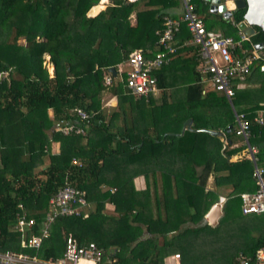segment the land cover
Segmentation results:
<instances>
[{"label":"trees","instance_id":"1","mask_svg":"<svg viewBox=\"0 0 264 264\" xmlns=\"http://www.w3.org/2000/svg\"><path fill=\"white\" fill-rule=\"evenodd\" d=\"M98 1L0 0V252L53 260L71 236L78 244L94 243L112 264H165L172 254H178L179 264H207L214 254L206 252L209 243L200 234L211 229L204 216L221 196L214 228L227 222L246 235L223 262L237 264L239 255L250 256L262 244L264 215L241 213L240 194L258 188L254 166L242 155V141H234L240 137L223 96L221 101L211 90L201 94L197 50L178 49L154 72L161 90L156 100L127 95L121 83L103 84L107 69L131 51L140 49L148 57L159 50L154 33L164 16L173 17L169 10L178 0H111L87 17ZM191 3L207 32L218 27L221 34L234 35L244 14L236 10L231 21H218L217 15L207 22L208 0ZM176 38H188L183 26ZM263 42L264 33L254 28L245 47ZM259 53L261 64L264 48ZM246 83L235 91L239 111L232 104L250 121L247 142L256 149L264 184V126L251 122L264 109V71L253 68ZM106 90L117 99L110 116L101 110ZM75 109L90 116L84 135L63 136L55 128L76 122ZM188 119L190 129L180 135ZM51 143L57 152H51ZM138 176L150 179L151 194L134 190ZM64 185L85 192L92 206L87 217H58L39 249L21 248L14 230L18 204L34 220L25 237L36 235L49 198ZM106 203L117 216L103 214Z\"/></svg>","mask_w":264,"mask_h":264},{"label":"built area","instance_id":"2","mask_svg":"<svg viewBox=\"0 0 264 264\" xmlns=\"http://www.w3.org/2000/svg\"><path fill=\"white\" fill-rule=\"evenodd\" d=\"M104 7L111 5V0H106ZM134 2L136 0H125ZM181 12L177 17L164 16L161 29L154 33L155 45L159 50L153 55L145 57L140 49L131 51L126 59L116 66L114 76L107 71L103 76V84L110 87L121 83L125 94L134 98H147L155 96L160 89L156 86L154 72L162 66L167 65L178 49H196L197 59L195 71L198 76V84L203 88L201 94L208 90L219 93L229 104L234 119L233 131L239 136L245 148L243 154H247L254 166V177L257 190L252 193L240 194V209L243 215H264V184L261 180L262 170L256 168V149L251 147L247 139L250 135V121L241 113H237L232 104L235 91L246 87V80L253 68L259 72L264 71V63L259 64L261 54L259 50L245 47L249 37L237 29L234 35L207 32L203 19L195 13L191 0H179ZM209 6V1H208ZM220 16V15H219ZM221 17V16H220ZM222 19L224 21H231ZM184 27L188 38L177 40L181 27ZM251 37V36H250ZM123 68H127L126 71ZM118 79L115 83L114 79ZM76 122L65 125H57L55 130L63 136L84 135L83 126L88 123L89 114L81 109L73 110ZM251 122L257 126H264V109H260L252 117ZM224 143V140H221ZM72 163H76L74 160ZM223 197H218L217 203L222 207ZM19 212L16 214L14 230L20 235L19 245L21 248L37 250L42 241L49 234V226L58 217H82L86 218L90 206L86 201L85 192L69 185L59 188L48 200L47 210L44 214L42 226L36 235L25 237L26 232L34 225L32 218H27L26 212L18 204ZM87 262L90 264H112L107 258H103L102 251L94 243L78 244L71 236L63 239V250L60 257L56 259L43 260L36 255L22 252L3 251L0 252V264H79ZM169 264H179L178 254L171 255ZM237 264H264V240L250 256L239 255Z\"/></svg>","mask_w":264,"mask_h":264},{"label":"water","instance_id":"3","mask_svg":"<svg viewBox=\"0 0 264 264\" xmlns=\"http://www.w3.org/2000/svg\"><path fill=\"white\" fill-rule=\"evenodd\" d=\"M208 13L212 15H220L222 19L232 17L234 11L244 10L242 21L237 25V29L241 30L245 36H252L254 28L264 33V0H208ZM264 48L263 43L254 45V49L261 50ZM111 76H114V69L108 68ZM191 121L188 119L184 122L180 135L184 129H190ZM212 135H220L219 133L210 132ZM221 217V206L219 203H214L206 212L204 219L209 226H215L218 219Z\"/></svg>","mask_w":264,"mask_h":264},{"label":"rangeland","instance_id":"4","mask_svg":"<svg viewBox=\"0 0 264 264\" xmlns=\"http://www.w3.org/2000/svg\"><path fill=\"white\" fill-rule=\"evenodd\" d=\"M100 2V1H99ZM102 3V2H101ZM99 7V6H98ZM100 9L96 8L91 10L88 14L96 15L99 12ZM102 10V9H101ZM214 20V16L209 14V17L207 19V22H210L211 20ZM132 20V19H131ZM226 22V21H225ZM219 29V28H217ZM220 30V29H219ZM18 43L23 44L22 40H19ZM264 54V53H263ZM44 65L47 68L48 73H50L51 65L48 63V57L44 58ZM124 71L127 70V68H123ZM118 79L116 78L114 81L116 82ZM180 94H178L179 96ZM215 96L222 101V95L219 93H215ZM226 101V100H225ZM232 101L234 105L236 106V110L239 111L238 105L236 104V100L232 98ZM227 104V103H226ZM228 108L229 104H227ZM229 121L231 122L232 126L234 127V119L232 122V118L229 115ZM234 138V137H233ZM235 142L241 143V138H234ZM47 161H45L46 163ZM260 167V164L257 165ZM40 170V168L35 169V171ZM217 224V223H216ZM211 229L208 231H203L200 235L201 238H204V240L209 243L208 246L205 248L206 252L208 254H214L211 255L210 258H207V264H224L223 262L225 259L233 254V251H235L239 246L242 244V238L246 235L239 232L234 228L233 225L229 223H223L214 228V226H210ZM200 235L198 238H200ZM195 247V246H193ZM200 246H197L196 252L199 251Z\"/></svg>","mask_w":264,"mask_h":264},{"label":"crops","instance_id":"5","mask_svg":"<svg viewBox=\"0 0 264 264\" xmlns=\"http://www.w3.org/2000/svg\"><path fill=\"white\" fill-rule=\"evenodd\" d=\"M100 1V0H99ZM98 1V2H99ZM103 2V1H102ZM98 4V3H97ZM101 4V3H100ZM100 4L98 5V6H100ZM101 5H103V4H101ZM96 6V5H95ZM94 7V6H93ZM97 7V6H96ZM96 7H94L93 9H96ZM92 8V7H91ZM92 9V10H93ZM105 9V7L102 9V10H104ZM101 9L99 10V12L100 11H102ZM91 12V11H90ZM98 12V13H99ZM180 12H181V8H180V1L178 0V6L176 7V8H173V9H170L169 10V14L170 15H172L173 17H177V16H179V14H180ZM97 13V14H98ZM96 14V15H97ZM210 14V13H209ZM210 15H212V14H210ZM86 16L87 17H94L95 15H92L91 16V14H86ZM213 16H217V14H215V15H213ZM132 19V20H131ZM216 19L218 20V21H220L219 19H221L222 20V18L220 17V18H217L216 17ZM130 23H131V25H133L134 24V17H133V15L130 17ZM218 27H216V29H214L213 30V32H215V33H221V31L219 30V29H217ZM181 49H183V48H181ZM171 61V60H170ZM51 72H52V67H51V70H50V73L49 74H51ZM115 80V79H114ZM114 83H115V81H113ZM248 86H246L245 88H247ZM250 87V86H249ZM160 92H161V90H159V92L155 95V96H152V98L153 99H157L159 96H160ZM165 92L167 93V94H169L170 93V91L169 90H165ZM171 95H173V94H171ZM116 104H117V99H116V97H115V95H112L108 90H106L104 93H103V96H102V99H101V110L102 111H104L108 116H110V114L112 113V111L114 110V108H116ZM51 115V113H50V111H48V116H50ZM116 124L117 125H119V121L118 122H116ZM50 149H51V152L52 153H55V152H57V150H58V146H57V144H55V143H51V145H50ZM235 159V157H233V158H231L230 159V161H232V160H234ZM263 170H264V168H263ZM132 184H133V187H134V190L135 191H145V190H147V191H149V194H151V191H152V188H151V186H150V179L149 178H144L143 176H138V177H135L133 180H132ZM147 185V186H146ZM102 190H105V188L103 187V188H101ZM226 191H224V193H225ZM221 195H224L223 193H221ZM221 197V196H220ZM91 206V205H90ZM90 208H92V206L90 207ZM103 214H106V215H108V216H117L116 215V213L114 212V210H113V207H112V205H110V204H108V203H106L105 205H104V209H103ZM221 214H222V211H221ZM255 236V235H254ZM111 252H113V249L112 250H110V253ZM173 255V254H172ZM170 257H171V255H169L167 258H166V261H165V264H169V259H170ZM79 264H90V263H87V262H80Z\"/></svg>","mask_w":264,"mask_h":264},{"label":"bare ground","instance_id":"6","mask_svg":"<svg viewBox=\"0 0 264 264\" xmlns=\"http://www.w3.org/2000/svg\"><path fill=\"white\" fill-rule=\"evenodd\" d=\"M103 0H101V2H102ZM96 8H98V9H103L104 8V5H100L99 7L97 6Z\"/></svg>","mask_w":264,"mask_h":264}]
</instances>
